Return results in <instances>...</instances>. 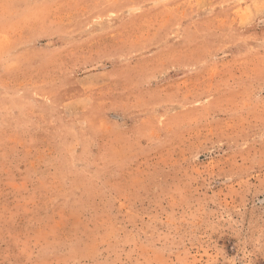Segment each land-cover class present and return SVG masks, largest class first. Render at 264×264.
<instances>
[{
    "label": "rangeland",
    "instance_id": "1",
    "mask_svg": "<svg viewBox=\"0 0 264 264\" xmlns=\"http://www.w3.org/2000/svg\"><path fill=\"white\" fill-rule=\"evenodd\" d=\"M49 1L0 0V264H264V0H99L44 49Z\"/></svg>",
    "mask_w": 264,
    "mask_h": 264
},
{
    "label": "crops",
    "instance_id": "2",
    "mask_svg": "<svg viewBox=\"0 0 264 264\" xmlns=\"http://www.w3.org/2000/svg\"><path fill=\"white\" fill-rule=\"evenodd\" d=\"M55 0H51L49 2H46L47 5L52 6L51 9L53 11L59 12L61 13V15H63V19L66 20V22H75V25L72 24H63L61 25L59 28L60 30H55L53 32H50V36L49 38H47L46 40H44V44H43V48L44 49H57V48H62L61 46H56L53 45L56 42V38H61L64 37L65 35H68L70 32H66L63 31L64 29H68L71 27L75 28V29H80L82 30L81 34L79 35V32H72V34L77 35L78 34V38H84V28L90 27L92 29H94V23L97 21L98 17L100 16L99 14H97L98 12V7H94V6H98L99 5V0H75L74 1V5L70 4V0H58V3L56 5H54ZM86 2V3H85ZM90 8L89 10H86L87 8ZM95 8V9H93ZM133 8V4H124L122 6H116L113 5L110 7V5H108V8L104 10L103 12V16H108L110 13L112 14H116V15H120V14H126V12H130ZM145 10L147 9V7L144 8ZM172 10L174 11V8H172ZM94 11V12H93ZM91 13L93 14V16H85V13ZM179 13V12H178ZM102 16V17H103ZM116 17V16H115ZM179 17V16H178ZM177 17V20L174 23L180 22L179 18ZM64 22V23H66ZM120 25V24H119ZM114 26V24H113ZM91 36V38L94 37V35H89Z\"/></svg>",
    "mask_w": 264,
    "mask_h": 264
}]
</instances>
